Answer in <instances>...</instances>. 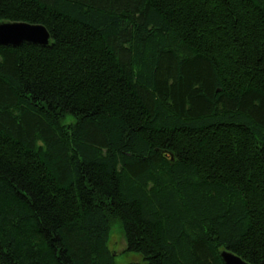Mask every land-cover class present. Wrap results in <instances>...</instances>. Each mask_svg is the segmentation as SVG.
<instances>
[{"label": "trees", "instance_id": "obj_1", "mask_svg": "<svg viewBox=\"0 0 264 264\" xmlns=\"http://www.w3.org/2000/svg\"><path fill=\"white\" fill-rule=\"evenodd\" d=\"M0 264H264V0H0Z\"/></svg>", "mask_w": 264, "mask_h": 264}, {"label": "water", "instance_id": "obj_2", "mask_svg": "<svg viewBox=\"0 0 264 264\" xmlns=\"http://www.w3.org/2000/svg\"><path fill=\"white\" fill-rule=\"evenodd\" d=\"M50 35L41 24L28 22H0V46L18 47L23 43L47 46ZM220 258L224 264H249L232 252L223 251Z\"/></svg>", "mask_w": 264, "mask_h": 264}, {"label": "rangeland", "instance_id": "obj_3", "mask_svg": "<svg viewBox=\"0 0 264 264\" xmlns=\"http://www.w3.org/2000/svg\"><path fill=\"white\" fill-rule=\"evenodd\" d=\"M109 250L114 255L116 264H141V258L135 253H125L126 243L117 224L110 229Z\"/></svg>", "mask_w": 264, "mask_h": 264}]
</instances>
